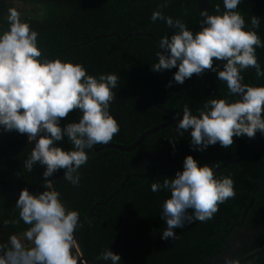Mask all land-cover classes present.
<instances>
[{
    "label": "trees",
    "instance_id": "1",
    "mask_svg": "<svg viewBox=\"0 0 264 264\" xmlns=\"http://www.w3.org/2000/svg\"><path fill=\"white\" fill-rule=\"evenodd\" d=\"M11 1L0 0V30L7 27ZM17 1L39 4L35 11L20 14V18L38 33L41 58L80 63L94 76L118 74L109 111L119 114V131L108 143L129 146L147 129L173 118L145 99L173 112L182 111V106L187 105L195 113L211 96L227 95L225 83L208 70L199 76L193 74L182 84L166 86L175 68L162 72L150 69L159 49L154 40L145 35L133 34L124 41L116 36H101L111 32H117L120 37L131 32H149L159 40L161 36L170 35L175 29L166 26L163 20H149L151 12L164 0ZM216 4H220L223 11L221 0H209L210 13ZM237 10L244 17L246 28L251 27L250 15L259 17V26L254 31L264 42V0H241ZM160 11L173 19L180 18L193 31L198 30L200 18L195 0H168ZM256 57L264 70V47L256 48ZM241 75L243 83L264 84V75L257 77L253 68L245 69ZM77 116L78 110L70 111L61 119V126ZM180 135L175 125H169L146 135L130 150L112 147L87 150L88 159L78 169L77 185L58 179L57 176L63 180V170L53 173V186L60 193L61 203L79 213L81 227L75 235L80 252L90 264H110L96 259L105 248L118 253L121 264H213L214 259L226 252H231L227 256L238 258L240 264H264V179L244 220L227 231L241 218L262 173L264 158L258 151L213 173L215 177L230 176L235 195L218 204L211 219L193 220L175 228V239L160 238L164 221L159 215V206L169 192L163 188L152 192L149 188L151 182L162 183L164 177L170 178L180 170L186 154L192 155L198 164L215 167L242 154L253 144L252 138L233 137V144L228 148L213 144L197 152L195 146L190 147L187 135L179 156L145 177H129L105 204L94 206L116 190L127 174H144L173 155ZM58 143L65 149L71 148L66 139ZM31 146L24 134L0 131V243H6L9 234L22 232L27 227L19 220L14 206L19 189L27 188L33 194L43 190V166L34 164L30 173L22 166ZM65 190L69 194L65 195Z\"/></svg>",
    "mask_w": 264,
    "mask_h": 264
},
{
    "label": "clouds",
    "instance_id": "2",
    "mask_svg": "<svg viewBox=\"0 0 264 264\" xmlns=\"http://www.w3.org/2000/svg\"><path fill=\"white\" fill-rule=\"evenodd\" d=\"M221 2L223 11L220 4L214 5L212 13L200 9L196 31L180 18L160 11L168 0L149 16L150 21L163 20L175 29L159 38L156 61L150 66L154 72L175 68L166 86L182 84L204 70L214 72L226 85V96H211L195 113L182 106L175 130L181 134L187 131L190 147L195 146L197 152L213 144L228 148L233 137L252 138L257 132L264 135V84L243 83L241 75L247 68L255 69L257 77L264 75L256 57V48L264 47L254 31L259 17L250 15L251 27L246 28L237 10L241 0ZM6 22V29L0 30V131L24 134L26 142H32L22 166L28 173L34 164L43 166V190L33 194L27 188L19 189L14 206L27 227L0 243V264H87L75 236L81 227L79 213L61 203L60 193L53 186V173L63 170V180L77 185L78 169L88 159L87 150L107 144L119 131L117 119L109 111L118 74L94 76L80 63L41 58L38 33L15 8H8ZM72 110H78L77 119L61 126V119ZM64 139L71 148L60 146L58 142ZM213 170L214 165L198 164L186 154L182 168L172 177L150 183L152 192L161 188L169 192L159 206L164 221L161 240L175 239L173 230L185 223L211 219L218 204L235 195L231 177H215ZM96 259L121 264L119 254L109 248ZM222 264L240 262L225 255Z\"/></svg>",
    "mask_w": 264,
    "mask_h": 264
},
{
    "label": "water",
    "instance_id": "3",
    "mask_svg": "<svg viewBox=\"0 0 264 264\" xmlns=\"http://www.w3.org/2000/svg\"><path fill=\"white\" fill-rule=\"evenodd\" d=\"M132 1H134V0H132ZM208 1L209 0H195L196 5H197L198 14L200 12V9H202V8H206L207 11L209 12ZM199 18H200V15H199ZM133 34H136V35H145V36L151 38L152 40H154V42L157 44L158 39L154 35H152L151 33H149V32H131V33H128L127 35H125L124 37H120L117 32H111L108 35H101V36H116L119 41H124L128 36L133 35ZM216 63L218 65H221L222 66V62L217 61ZM141 101H144V100H137V102H141ZM145 101H147L148 103L152 104L153 106H155L157 109H159L160 111H162L164 114H166L168 116H174V115L175 116H179L181 114V111H174L173 112V111L166 110V109L162 108L161 106H159L156 102H154L152 100L145 99ZM173 124H176V121H174V120H166V121H164L162 123H159L158 125H155V126L149 128V129H147L146 131H144L129 146H120L118 144L107 143V144H104V145L93 146L92 149H90L89 151H98V150H101V149H104V148H107V147H112V148H116V149H120V150H130V149H133L138 143H140L142 141V139L146 135H148L150 133H153L154 131H156L158 129H161V128L165 127V126H169V125H173ZM187 135H188V132L185 131L184 133H182L179 136L178 143H177V150H176V152L173 155H171L170 157L166 158L164 161H162L158 165H155L152 169H150L149 171H147L144 174H139V173H134V172L127 174L122 179V181L120 182L119 187L116 190L112 191L107 196V198L104 201H98V202H96L94 204V206L95 205L105 204L111 198L112 195L116 194L118 191H120L122 189L124 183L126 182V180L129 177H133V176L134 177H145L149 173H151L154 169H156L157 167H159V166H161V165H163V164L171 161L172 159L176 158L177 156H179L181 154V152L183 151V148H184V139L186 138ZM252 140H253V144L250 147H248L242 154H240L239 156L234 157L232 159H229L227 161H224L221 164L215 166L214 167V170H213V173L216 172V171H218L219 169L223 168L224 166L230 164V163H236V162L242 160L243 158H245L252 151H258L263 156V158H264V135H261L259 132H257L254 135V137H252ZM263 179H264V166H263V169H262V173H261V175H260V177H259V179H258V181H257V183L255 185V187L253 188V191L251 193L250 199H249V201L247 202V204L245 205V207H244V209L242 211L241 218L237 222L233 223L227 229V231H229L232 228V226L237 225V224L241 223L244 220V217L246 215V212H247L248 208L251 206V203L253 202L254 197H255V194H256V192H257L260 184L262 183ZM76 239H77V242H78V245H79L78 238L76 237ZM83 259L87 262V264H90L88 258H86L85 256H83ZM77 264H79V261H77Z\"/></svg>",
    "mask_w": 264,
    "mask_h": 264
},
{
    "label": "rangeland",
    "instance_id": "4",
    "mask_svg": "<svg viewBox=\"0 0 264 264\" xmlns=\"http://www.w3.org/2000/svg\"><path fill=\"white\" fill-rule=\"evenodd\" d=\"M11 8H15L20 14H30L31 12L35 11V8L39 6V4L33 3V2H24L17 0L11 1Z\"/></svg>",
    "mask_w": 264,
    "mask_h": 264
},
{
    "label": "flooded vegetation",
    "instance_id": "5",
    "mask_svg": "<svg viewBox=\"0 0 264 264\" xmlns=\"http://www.w3.org/2000/svg\"><path fill=\"white\" fill-rule=\"evenodd\" d=\"M41 6V5H40ZM110 113H112L113 114V116H114V118L115 119H120V116H119V114L118 113H116V112H110ZM172 117H174V116H172ZM176 117V119H174V118H171V119H169V120H174V121H176L178 118H179V116H175ZM173 125H175V124H173ZM56 173H57V171H56ZM58 177V179L60 180V181H64V180H62L59 176H57ZM70 182H67V184H69ZM56 190V189H55ZM58 192V191H57ZM65 195H67V194H69V192H68V190L66 191L65 190ZM76 236V235H75ZM233 249H235V244H234V246H233ZM228 254H231V252H229V253H222V254H220L219 255V258L218 259H214L213 260V264H222V261H223V257L225 256V255H228Z\"/></svg>",
    "mask_w": 264,
    "mask_h": 264
},
{
    "label": "crops",
    "instance_id": "6",
    "mask_svg": "<svg viewBox=\"0 0 264 264\" xmlns=\"http://www.w3.org/2000/svg\"><path fill=\"white\" fill-rule=\"evenodd\" d=\"M19 233H21V232H19ZM19 233H16V234H19Z\"/></svg>",
    "mask_w": 264,
    "mask_h": 264
}]
</instances>
